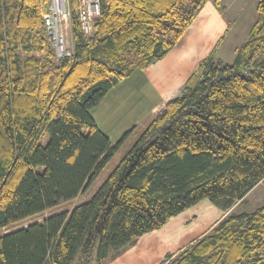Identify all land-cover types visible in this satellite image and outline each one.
Here are the masks:
<instances>
[{
	"label": "trees",
	"instance_id": "obj_1",
	"mask_svg": "<svg viewBox=\"0 0 264 264\" xmlns=\"http://www.w3.org/2000/svg\"><path fill=\"white\" fill-rule=\"evenodd\" d=\"M78 1L71 56L57 58L49 0H0V264H104L201 200L225 212L264 184V0L233 61L201 60L110 171L135 127L112 143L91 110L171 52L208 0H99L89 35ZM159 264H264V204L226 213Z\"/></svg>",
	"mask_w": 264,
	"mask_h": 264
},
{
	"label": "rangeland",
	"instance_id": "obj_2",
	"mask_svg": "<svg viewBox=\"0 0 264 264\" xmlns=\"http://www.w3.org/2000/svg\"><path fill=\"white\" fill-rule=\"evenodd\" d=\"M220 3L225 6L230 23L228 38L225 42H222L220 48L229 51V48L235 49L233 48L235 45L240 47L248 40V32L257 18L256 1L221 0ZM69 42L72 44V35L69 36ZM233 57L234 51L232 53L230 51L229 55H226V59H230V62L233 61ZM148 67L144 69L134 68L127 74V77L116 84L114 90L112 89L108 93L101 107L94 109L100 130L108 135L112 143L118 141L130 128L135 127L126 139L125 145L108 165L109 171L119 161L120 155L132 145L131 143L141 133V129L147 124L146 122L149 119L151 121L150 115L154 110V108L151 109V106L159 101V91L166 90L173 82L174 77L172 78L170 75L165 78L163 74L165 73V65L161 64L152 70L147 69ZM150 84L156 85L158 90L155 92ZM149 87H151V90ZM98 111L102 114L99 115ZM102 177L98 178L94 187L103 181ZM94 192L93 188L88 189L84 194L76 196L75 199L61 203L41 215L20 221L16 225L28 224L30 221L40 219L43 215L46 216L53 211L70 210L76 205L86 202ZM263 204L264 184L262 183H258L249 191L243 202H237L230 210L225 212L208 199L201 200V202L179 213V215L168 219L164 226L145 235L135 248H126L125 251L124 248L122 250L112 249L108 260L104 264H159L167 254L178 252L192 242L193 239L210 230L214 223L225 213L250 212ZM5 231L0 230V234ZM141 248L142 250L138 252V249ZM126 251H128V254Z\"/></svg>",
	"mask_w": 264,
	"mask_h": 264
},
{
	"label": "crops",
	"instance_id": "obj_3",
	"mask_svg": "<svg viewBox=\"0 0 264 264\" xmlns=\"http://www.w3.org/2000/svg\"><path fill=\"white\" fill-rule=\"evenodd\" d=\"M229 24L230 23L228 20V16L226 15L225 6L221 5V8L215 7L213 1L208 0L201 11L197 14V17L193 20L189 28L180 38L178 44L174 48H172V51L169 52L161 60L150 64V66L147 68L150 70L161 64L165 65L164 72L166 74L163 73L165 75V78L170 75L172 76V78L174 77L173 82L166 90L159 91V101L155 105L151 106V109L154 108L152 114L150 115L151 119L163 109L164 104L168 100L174 98L180 92V90L185 85V81L187 80V78L193 73L196 66L201 62V60L206 58V56L214 52L216 59L223 60L226 63L230 62V59H226V55H229L230 51L232 53L238 47H236L235 45L233 47L235 49L229 48V51L228 49L220 48L222 42H225L228 38L227 35L230 31ZM161 84L163 85V82ZM150 86H152L155 92L158 90L156 85L150 84ZM149 88L151 90V87ZM110 92L111 90L108 93ZM108 93L105 95V97L108 95ZM105 97L97 106H95L91 110L93 119L97 123V125L98 122L94 113V109L101 107L102 103H104L105 101ZM101 114L102 112H99V115ZM149 121L150 119L146 123H148ZM224 216L225 215H223L222 217ZM44 217L46 216L43 215L42 218ZM42 218L35 220L39 221L42 220ZM29 223H31V221ZM22 225L26 224H21V226ZM145 235H148V233H145ZM145 235L138 238L133 243L134 245L131 244L128 246H124L123 250L125 251L126 248L131 249L132 247L135 248V246H137V244L140 242V240H142V238L145 237ZM142 248L138 249V252L142 250ZM126 253L128 254V251H126Z\"/></svg>",
	"mask_w": 264,
	"mask_h": 264
},
{
	"label": "built area",
	"instance_id": "obj_4",
	"mask_svg": "<svg viewBox=\"0 0 264 264\" xmlns=\"http://www.w3.org/2000/svg\"><path fill=\"white\" fill-rule=\"evenodd\" d=\"M76 9L81 31L86 35L91 34L93 22L100 14L99 0H79ZM45 10L42 22H44L49 43L56 57L71 56L72 47L69 36L72 34V9L70 0H49Z\"/></svg>",
	"mask_w": 264,
	"mask_h": 264
}]
</instances>
